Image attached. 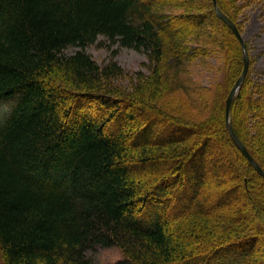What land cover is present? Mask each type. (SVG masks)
Instances as JSON below:
<instances>
[{
    "label": "trees",
    "instance_id": "16d2710c",
    "mask_svg": "<svg viewBox=\"0 0 264 264\" xmlns=\"http://www.w3.org/2000/svg\"><path fill=\"white\" fill-rule=\"evenodd\" d=\"M251 2L218 0L241 31ZM99 35L144 48L150 74L117 84L121 65L84 50ZM220 51L235 67L208 117L152 102L194 96L187 68ZM243 67L212 0H0V101H13L0 120V264H94L95 244L122 250L114 264H264V176L226 124ZM230 121L264 170V83L250 69Z\"/></svg>",
    "mask_w": 264,
    "mask_h": 264
},
{
    "label": "rangeland",
    "instance_id": "374dc122",
    "mask_svg": "<svg viewBox=\"0 0 264 264\" xmlns=\"http://www.w3.org/2000/svg\"><path fill=\"white\" fill-rule=\"evenodd\" d=\"M240 3L243 5V2ZM203 21H205V17ZM237 21L243 24L242 31L239 30L247 43L252 79L264 83V0H252L251 3L245 5L239 13ZM197 22L200 21L192 23ZM181 27L186 28L184 25ZM214 30L215 28L213 34L216 35ZM79 49H81L79 46H69L65 49V53L73 54ZM84 50L100 65H105L115 59L125 70L124 74L115 82L125 89H131L130 80L132 81V78L136 76L135 73L150 74V58L144 48L135 49L122 46L119 42L111 41L105 35H99L97 41L88 45ZM226 58L224 51L210 53L206 59L209 62L208 65L197 61L195 66L187 68L188 73L185 75L191 77L195 84H193L196 90L194 96H189L183 90L165 89L161 90L162 92L158 93L156 98L151 99L152 102L162 106L164 111L184 119L195 121L205 119L210 114V109L212 111L214 106L216 107L214 92H223L225 79L228 77L227 72L232 69V66L235 67L233 59L227 61ZM199 85L206 89L198 91L196 87ZM10 100L0 101V120L6 116L13 103V101L10 103ZM88 255L93 259L94 264H114L123 257V252L116 246L105 247L95 244L88 249Z\"/></svg>",
    "mask_w": 264,
    "mask_h": 264
},
{
    "label": "water",
    "instance_id": "95a60500",
    "mask_svg": "<svg viewBox=\"0 0 264 264\" xmlns=\"http://www.w3.org/2000/svg\"><path fill=\"white\" fill-rule=\"evenodd\" d=\"M213 1V5L215 8V11L217 13V15L233 30V32L235 33V35L237 36V38L239 39L242 48H243V59H244V68L243 71L241 73V75L238 77V79L236 80V82L234 83L233 87L231 88L227 101H226V124H227V129L231 135V137L233 138V140L235 141V143L237 144V146L239 147V149L243 152V154L249 159V161L251 162V164L253 165V167L261 174L264 176V170L261 167V165L255 160V158L252 156V154L250 153V151L248 150L247 146L245 145V143L241 140V138L239 137V135L236 133L233 125L231 124L230 121V110H231V106H232V102L234 97L237 95V93L239 92L247 74L250 68V56H249V52H248V48H247V43L243 38V35L241 33V31L239 30V27L237 26V23L230 17L228 16L219 6L218 4V0H212Z\"/></svg>",
    "mask_w": 264,
    "mask_h": 264
},
{
    "label": "bare ground",
    "instance_id": "6f19581e",
    "mask_svg": "<svg viewBox=\"0 0 264 264\" xmlns=\"http://www.w3.org/2000/svg\"><path fill=\"white\" fill-rule=\"evenodd\" d=\"M244 68V67H243Z\"/></svg>",
    "mask_w": 264,
    "mask_h": 264
}]
</instances>
